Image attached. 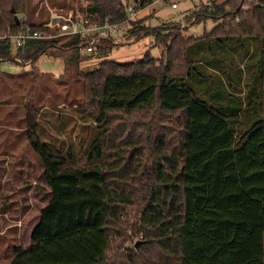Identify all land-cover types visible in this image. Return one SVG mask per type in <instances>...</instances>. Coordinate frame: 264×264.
<instances>
[{"label":"trees","instance_id":"1","mask_svg":"<svg viewBox=\"0 0 264 264\" xmlns=\"http://www.w3.org/2000/svg\"><path fill=\"white\" fill-rule=\"evenodd\" d=\"M126 1L88 0V10L101 22L121 23ZM134 1L141 8L152 3ZM241 3L206 0L183 24L156 28L141 17L126 38L152 36L158 57L146 50L130 62L102 60L76 70L79 89L68 97L63 87V102L76 106L86 129L80 167L71 164L72 149L42 143L49 135L42 110L25 107L27 144L41 163L50 200L30 234L31 246L15 247L9 264H264V0H250L246 11ZM12 10L29 18L34 7L30 0H0V37L31 25L16 24ZM206 21L214 25L209 32L186 34ZM65 38L72 41L30 40L18 55L33 64L49 51L72 52L67 60L78 66L104 59L112 48L106 43L81 56L77 38ZM0 59L18 64L1 43ZM162 89L186 93L206 116L226 123L231 148L243 149L242 174L230 178L245 207L260 206L255 220L244 210L237 217L233 209L204 208V169L192 171L188 163L193 114L186 105L163 103ZM49 102L56 107L55 97ZM127 210L137 223L127 220L129 234L120 236L119 218ZM135 235L142 236L137 254L131 248L116 253Z\"/></svg>","mask_w":264,"mask_h":264},{"label":"rangeland","instance_id":"2","mask_svg":"<svg viewBox=\"0 0 264 264\" xmlns=\"http://www.w3.org/2000/svg\"><path fill=\"white\" fill-rule=\"evenodd\" d=\"M34 7L32 13L39 10L43 15L42 0H30ZM49 4L62 7L72 5L75 0H48ZM178 8L158 3L146 8L141 17L147 18L145 25L156 28L164 24H183L184 18L206 0H176ZM40 17L39 19H41ZM211 21L194 25L186 32L189 36H201L213 28ZM67 44L71 39L60 40ZM70 43V42H69ZM149 50L153 57L160 51L153 46L152 36L138 40L132 38L125 41L124 46L113 47L104 59H93L82 62L78 66L68 62L70 53L49 51L42 54L33 64L0 61V264H9L13 257V249H28L31 246L30 234L39 221L40 211L50 200V191L42 180V166L37 156L29 149L25 134V107L29 105L41 108L42 129L47 128V136L40 138L42 143H56L62 149H72L74 154L72 165L82 166V158L78 156L82 150L86 129L81 128L82 121L77 117L76 106L67 107L63 102L66 87L68 97L73 90L79 89L76 81V70L92 68L102 60L130 62L142 58ZM76 53V52H75ZM81 56L87 54L79 50ZM31 63V62H30ZM20 64V65H19ZM50 87L54 89L50 91ZM75 99L81 96L78 91ZM55 97V106L50 100ZM73 97V96H72ZM163 103L168 101L178 105H186L193 114L189 126L193 137L189 142V168L192 171L204 169V180L208 185V198L204 208H216L223 212L233 209L237 217L244 210L248 220L256 219L259 206L242 202L243 194L239 193L230 175L242 174L243 149L231 148L233 137L223 121L206 116L202 109L184 92L162 89ZM56 127V128H55ZM49 131V132H48ZM53 132V133H51ZM42 136V134H40ZM55 138V139H54ZM69 163V165H71ZM251 166L245 167L248 170ZM204 215L210 212L203 210ZM136 225L132 211L127 210L119 218L120 236L129 234L126 221ZM121 242L117 252L131 248L137 254V243L142 236H129ZM116 239V235H115Z\"/></svg>","mask_w":264,"mask_h":264},{"label":"built area","instance_id":"3","mask_svg":"<svg viewBox=\"0 0 264 264\" xmlns=\"http://www.w3.org/2000/svg\"><path fill=\"white\" fill-rule=\"evenodd\" d=\"M43 15L38 11L29 16H17L19 25L30 22V26H25L22 30L12 33L7 30L0 37V43L9 48L11 58L16 63L30 64V61L24 62L18 55L24 52L25 46L30 40H50L56 38L75 37L78 40L80 50L85 51L87 55L92 54L98 48L105 46L106 43L113 47L124 46L127 32L130 29L131 22L141 18V13L148 7L163 3L177 9L176 0H152V3L141 8V5L134 0L126 1L125 19L121 23L101 22L99 16L88 10V0H75L67 6L58 4H49L48 0H42ZM250 0H242L240 9L246 11ZM42 17L41 19H39ZM32 25H37L34 28ZM48 30V31H47ZM3 61V59H0Z\"/></svg>","mask_w":264,"mask_h":264},{"label":"water","instance_id":"4","mask_svg":"<svg viewBox=\"0 0 264 264\" xmlns=\"http://www.w3.org/2000/svg\"><path fill=\"white\" fill-rule=\"evenodd\" d=\"M12 14H13V16H14V22H15L16 24H19L18 18H17L16 14H15V12H14L13 10H12Z\"/></svg>","mask_w":264,"mask_h":264},{"label":"crops","instance_id":"5","mask_svg":"<svg viewBox=\"0 0 264 264\" xmlns=\"http://www.w3.org/2000/svg\"><path fill=\"white\" fill-rule=\"evenodd\" d=\"M259 208H260V206H259Z\"/></svg>","mask_w":264,"mask_h":264}]
</instances>
